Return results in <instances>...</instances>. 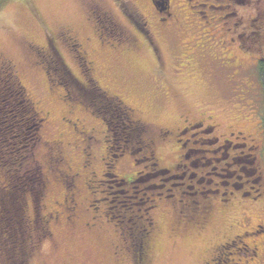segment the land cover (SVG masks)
<instances>
[{"label": "rangeland", "instance_id": "rangeland-1", "mask_svg": "<svg viewBox=\"0 0 264 264\" xmlns=\"http://www.w3.org/2000/svg\"><path fill=\"white\" fill-rule=\"evenodd\" d=\"M170 1L168 12L174 18L168 20L166 13H157L166 0H155L154 7L150 0H12L0 8V62L9 64L41 118L31 148L32 163L40 172L37 200L32 203L30 195L24 199L31 231L26 230L27 238L17 248L20 264H138L140 253H132L123 236L133 228L121 220L120 212L148 216L152 222L144 264H210L215 258L209 257L210 248L231 218L221 215L212 195L181 200V192L188 190L195 198V188L212 189L213 184L208 176L198 177L196 152L188 156L199 146L181 148L163 133L181 128L185 119L200 124V130L217 125L214 134L223 137L233 130L236 134V129L252 136L258 131L259 120L249 113L263 105L264 71L250 66L255 59L264 62V0H189L199 32L186 26L192 13L188 16L183 7L180 11L177 6L183 3ZM179 20L182 28L176 25ZM68 32L94 61L95 75L90 76L82 54L78 57L64 43L62 33ZM57 59L69 75L68 84L60 80L62 71L53 63ZM71 82L119 97L127 120L113 127L103 124L100 113L79 97ZM73 121L94 137L85 151L92 157L89 161L82 150H74L80 141L69 124ZM124 130L128 139L119 141ZM211 138L204 135L201 142ZM54 141L61 142L67 167L77 175L74 191L82 205L73 223L58 219L45 224L51 233L43 237L45 216L53 215L72 190ZM261 156L257 165L264 183V152ZM116 179L124 186L117 187ZM130 180L152 187L147 203H139L140 194L137 200L128 199L134 195L125 191L136 188L126 185ZM120 201L139 204L123 208L117 205ZM209 208L205 220L202 214ZM231 215L238 220L241 216Z\"/></svg>", "mask_w": 264, "mask_h": 264}, {"label": "flooded vegetation", "instance_id": "flooded-vegetation-1", "mask_svg": "<svg viewBox=\"0 0 264 264\" xmlns=\"http://www.w3.org/2000/svg\"><path fill=\"white\" fill-rule=\"evenodd\" d=\"M166 1H168V3L166 2L167 5L162 10H158L157 13H166V19L168 20L170 18H174V16H172V12H168L172 1ZM178 1L179 3H183V6L179 4L177 7L180 8V11H182L183 7L184 11H186L189 16L190 12L192 13L188 6L189 0ZM150 2L152 5L154 4V0H150ZM184 2L187 4L186 6ZM205 5L207 10L208 8L210 10L212 7L211 5ZM191 17L192 18H187L188 25L186 26L189 27V29L197 27L199 32V26L194 19L196 16L192 13ZM207 17L208 14L206 13L204 18ZM161 21L163 22L166 20L161 19ZM205 21L213 25L210 20ZM178 22L179 23L176 25L182 28V22H180V20ZM62 36L65 39L64 43L68 46L71 44V48L74 49L78 57L82 54L83 58L87 62L90 76L95 75L97 70L96 68V71L94 70V61L88 59V53L86 49H83L81 42L74 38L69 32L64 34L62 33ZM31 47L34 49L32 45ZM257 66L258 71L262 68L264 71V62L262 60L257 61L255 59L254 63L250 67L255 69ZM125 106H127L129 112H132V114L136 116L134 112L136 110L134 108H131L126 104ZM259 106L260 108L256 111L249 113L251 116L256 117L259 120L257 124L258 131L254 134V136L248 133V131L241 132L236 129V134L233 130L223 137L221 134H214V132L217 131V125L211 126L207 130H200V124H194V122H191L188 119H185L181 128L174 131H165L166 133H163L165 134V137H172L173 142L181 148H185L188 144H192V146H199L197 149L189 150L188 156L191 153L194 155V152H196V159L194 160L196 161V166L199 169L198 177L203 180L206 176H208L213 184L212 189L210 185L209 188L203 186L201 191H198V189L193 187L197 191H194L197 195L195 198L192 197V195H189L188 190L184 193L181 192V194H179L181 196V200L186 196L187 198H185V200L190 199V201L193 202L197 199V197L200 199V196H203L202 199H206L212 195L213 198L218 200L216 204L219 203L220 209L223 211H220L221 215L223 216L226 214V216H230L231 218L228 224L223 223V229L220 231L221 236H219L220 241L210 248L211 252L209 257H215L213 259H209L210 264L211 262L212 264H264V183L261 182V175L263 174V171H261L259 165H257L258 158L263 155L264 152V101L263 105ZM68 122L69 121H66V123ZM69 124L72 125L71 129L76 132L80 141V144L77 147L74 146V150H82L84 153L83 157H86L87 161L91 160L92 157L90 154H85V151L90 150L89 145L94 139L93 135H91L85 128H80L78 122L73 121ZM207 134H210L212 138L208 139L207 141L209 142L207 143L206 139L201 142L202 137ZM53 144V148H55L56 152L64 160L65 171L63 176L72 180L71 185L70 183H67V188H71L72 190L65 196V203L63 205L57 204L58 209H55L52 212L53 215L51 214L45 216L41 232L43 237L49 236L51 233V230H49L45 224H48L50 221H57L58 219L72 221V219L77 216L78 208L82 205V202L79 200L78 191H74L77 175L71 174L72 172L67 167V160L63 156V147L61 142L54 141ZM82 144L83 146L85 144V150L82 149ZM204 144H209L211 149H203L202 146H204ZM150 146L151 145L147 147ZM208 153L210 156L207 155ZM183 158L187 159L184 155ZM184 159H181V162L179 163L183 166H188L183 164ZM129 188L132 187L130 186ZM165 196L170 198L174 197L173 195ZM185 200L182 202H185ZM89 203L93 204V202ZM210 210L211 208L202 214V216L204 215L205 220L211 213ZM234 212L241 215L239 220L231 215L234 214ZM199 219H201V217H199ZM37 244L38 243L34 245V248ZM232 257H237L238 259L235 260Z\"/></svg>", "mask_w": 264, "mask_h": 264}, {"label": "trees", "instance_id": "trees-1", "mask_svg": "<svg viewBox=\"0 0 264 264\" xmlns=\"http://www.w3.org/2000/svg\"><path fill=\"white\" fill-rule=\"evenodd\" d=\"M9 1L12 0H0V8ZM53 63L59 71H62L60 78L62 83L68 84L69 75L64 70L62 61L57 59ZM46 71L49 70L46 68ZM260 73L262 74V69H260ZM71 84L76 88L79 97L85 99L86 103L94 106L96 111L100 113L103 124L106 123L113 127L121 124L122 120H127V112L116 99L109 96V100L108 95L101 94L95 89L86 88L84 85L77 87L74 82ZM92 86L94 85L92 84ZM40 123L41 118L34 111L30 97L17 75L12 72L6 61L0 62V176L2 177V192L0 191V264H20L22 260L21 249L17 248L22 246L23 240L27 238L26 230L30 229L25 222L24 199L28 195L35 198L40 174L37 167L32 163L33 160H31V148L38 139L36 134L40 128ZM125 132L126 130L118 133L117 139L119 141L128 139L129 134ZM155 171L154 168L153 172ZM135 182L132 181L131 184L133 185ZM114 183L118 187L119 184L124 186L125 182ZM138 185H134L137 189L128 187V190L125 191L134 195L128 199L137 200L140 198L139 203L144 201L147 203V197L152 193V187L146 184ZM117 194L119 195V193ZM126 203L128 202L120 201L117 205H122L125 208L127 207ZM139 203L128 204L132 206ZM135 212H138L137 209ZM120 214L121 220L125 224L129 222L130 228H133L127 234L124 232L123 236L125 241L131 245L132 253H140L139 257L136 258V263H148L147 257L143 259V256L144 252L149 249V244L146 242L148 238L146 239V237L152 227L150 218L147 216L146 219H141L140 216L133 213L120 212Z\"/></svg>", "mask_w": 264, "mask_h": 264}]
</instances>
